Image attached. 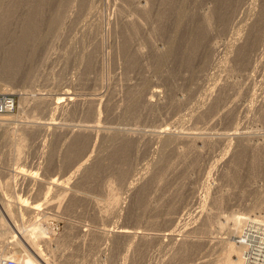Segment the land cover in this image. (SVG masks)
Returning <instances> with one entry per match:
<instances>
[{
	"label": "rangeland",
	"instance_id": "1",
	"mask_svg": "<svg viewBox=\"0 0 264 264\" xmlns=\"http://www.w3.org/2000/svg\"><path fill=\"white\" fill-rule=\"evenodd\" d=\"M93 1H94V4L97 5L96 7L98 9V10L96 9L95 11H99L98 14L97 13L94 14L93 18L94 17L97 18V19H95V18L94 19L99 22V24H98L100 26L99 31L101 30L99 32V34L101 33V35H98V32H97L99 41H102L101 46H103V47H101L102 50L100 52V55L103 56V54H104V56H105L104 58L103 57L99 58L98 65H101L103 62H105V64L108 62L107 63L108 68L104 63L103 64L106 67H104V66L102 67V70L105 71L103 73V75L105 74L104 75V77H105L104 78V84H103L104 86L103 87L97 86L96 90H95V87H92V86H90V89H89L88 84L85 86L75 85V84H77L75 81L80 76L79 74H77L78 68L76 67V65L71 63V65H72L71 66V65H69L70 63H66L67 64L66 67H68V68L64 67L66 64L63 65L62 59L60 58L61 61H60V59L58 60V57L56 58V55L54 57V55L52 53L53 50L49 51V50L44 49V48H42L40 51L41 57L44 54V52H46L45 53L46 56L50 52L49 56L50 55L51 56L50 57L47 56V57H49V59H51V60L48 59L47 60L48 63L44 62L42 64V67L40 68V70H42V71H40L37 76H36V74H37L36 73L34 78L31 80L29 75L27 76V74L25 72H23V65L25 64L24 59L21 58L20 54L16 53V55H17L16 56L15 54H12V53L18 49H22L24 52V55L22 57H27V53L29 52V47H30L27 39L29 38V40H30V38L33 36V34H36L37 32L39 34V32L41 30L39 28L43 27V23L44 22L46 23V20H45V18H43L39 15V13H38L39 7L26 6L27 8L21 9L20 6L17 5V2H15V0H14V2H11L10 4H8V6H6L2 10V12H0V14H1L0 19H1V17L3 19L2 23H0V43H1L0 44V49H1L0 50V102L5 97L9 98V100L11 102L10 107H5L3 105V107L0 108V114L4 113L5 114L4 116L9 117V119H11V120L8 119L5 121L6 124L4 125L3 129L1 127L2 131L7 130L8 132L9 131L14 132L15 130H18L14 133V134H18L21 131L19 129H15V127L18 128V126H19L18 124L24 123L25 120H27V119L28 120L33 119V118H31V116L33 117L34 113L36 114V116L34 115L35 117H37V115L39 116V114H40L39 112H37V111L32 112L29 108H26V107H24V108H26V111H27V109H29V111H27V114H23L25 109L23 111L22 107L24 105H23V103L19 102V100H20L19 95L21 92H24V91L31 92L30 93L31 97L33 95L42 94L46 97L48 96L49 98H51V97L53 98V96L54 97L57 96V94L60 92V90L62 88H69L70 86L71 87L74 86V88L72 87V89H73V91H75V94H77L76 97L79 98V100L83 101L85 98L93 96V94H95V96L97 98L101 99V103L99 104L101 106L100 107L101 114H103V116L108 115V117H106V119L103 121L104 126L105 125H111V126H116L118 128H123L126 130H135V128L136 129L138 128L141 131L145 130L144 132H149L152 128L154 129L158 125L165 124V123H167L169 125L173 124V122H176L182 115L189 113L188 108L192 104H194V102L196 100L204 97V94L202 95V93L203 92L206 93V90H208L209 87L211 88L212 86L217 85L218 83L222 84V82H223L222 80H223L224 76H226L225 75L226 70L224 68L216 69V68H214V66L209 67L207 65L208 68H207V70L204 71V73H202L201 75L199 73L200 76L197 74H194V76L192 77L193 80L190 79L188 81H186V80L181 81L180 80V76L182 74L188 76V73L187 72L185 73L184 72L185 68L181 67L179 65L178 66H169V63H166L163 65L162 71H160V72H155L151 68H149L153 62V54H150V52H151L150 51V45H155L157 47H161L163 42L165 41L164 37L162 35L165 34V31L168 32L174 28V26H173V14L174 13L172 12V10L174 11V9H172V5L176 4V1L179 2V0H162L161 3H160V1L159 2L156 1V2H154V4L152 3L153 6H151L150 1L148 0V4H149V6H151V8H150L151 13L147 14V15H141V14L139 15L138 12H136L133 8L129 7L128 2L126 0H122V1L121 0H118V1L108 0V5L106 4L107 0H93ZM113 1H114V3H113ZM140 1L144 2V0H140ZM151 1H153V0H151ZM242 1L246 2L247 0H236V1L235 0H196V3H195V0H187V1H185V3L183 5H184V8H186V9H190L193 7L192 9H194L193 10L194 15L191 18L192 20H196V18H194V17H196V13H195L196 11H205L206 8H211L212 9L211 15H212V17H215L212 19V22L214 20H216V18L218 17L217 20L213 22V25L216 23L215 24L216 26L214 25L215 29H217V30L219 29V31L216 32L218 34L215 33L216 34L215 37L217 36L216 39L219 42L220 41L222 42V41H226V39L227 40L229 39L228 35L230 34V30H231L230 25L235 24L236 19L239 18L240 15L243 14V16H244V12H243L244 7L242 5V4H244V2H242ZM95 2H97V3H95ZM111 2L113 4H115L114 5L115 7H116L117 3H119V2L124 3L123 4L124 7L122 10V11H124V16L127 15L128 17H130V16L135 14L139 19L138 21H139L140 25H142L141 26L142 29H145L144 35L142 37L139 36L138 33H137L138 35L135 36L136 39L133 36L135 45H139L140 47H142V49L146 48L145 50H143L144 54H146L144 56V58L139 59V60L136 59L135 62H137L138 64H139V62L144 64L145 67L149 68V72L144 73L141 69L136 68V67L134 68V70H129V68H131V67L127 68V66H125L126 69H124L122 67V66H124L122 63L123 62V55L121 54L122 53V51H121L122 40H121V36L116 33L120 29L121 25L117 24V23H121L120 20H121L122 16H120V13L118 12V10H116L117 8L112 6L113 4ZM156 4H157V6L155 7ZM98 6H99V8H98ZM127 7H129V10L131 9V11L126 10V9H128ZM154 10H156V11H154ZM213 11L215 12V14H214L215 16L213 15V13H214ZM20 12H22V13H20ZM96 14H97V17L95 16ZM218 15H220V16H218ZM144 16H146V17H144ZM222 18H224V19H222ZM221 19H222V23H220ZM18 20L20 23H17ZM28 20L29 21L34 20L36 22V27H34L32 29V31H33L32 35H30L29 37L28 36L24 37V32L30 28L29 27L30 24H29ZM233 20H235V21L233 22ZM217 21H218V23H217ZM148 22H150V24ZM187 23H190V20L187 21ZM114 24H116V25H114ZM191 24L194 25L195 23L192 21ZM76 25H77L76 23L71 24V26L68 25L70 28H67L66 30L70 35H71V33H73L72 35H74V34L79 35V33H80L79 30H81L82 26L78 25L77 26L78 28H77ZM17 26L20 28V30H17V28H18ZM38 26H39V28H37ZM114 26H117L116 30H115ZM185 26L181 27V29L179 30V33L181 32L180 34H182L181 35V38H183L182 40L187 39L186 37L188 35V30L191 29L190 27H188V25H185ZM165 27H166V29H165ZM228 27H230L229 28L230 30L228 29ZM224 28H225V30H224ZM227 29L229 30V32ZM4 30H5V32H4ZM76 30L78 31V33ZM114 30H115V32H114ZM72 31H76V32L74 33ZM141 31L139 33H141ZM113 32L116 34V35L114 34V36L116 38L113 36ZM148 33H149V35H148ZM2 34H4V35L2 36ZM13 35H16V36H14V38H12ZM107 35H109V36H107ZM157 35H159V36H157ZM112 36H113V38H112ZM149 36H150V38H149ZM100 37H102V38H100ZM12 39H13V41H10ZM96 40H98V39L96 38ZM59 41L60 42L56 41L58 43V45L56 43L57 47L55 45V48H58V49L55 51H58L61 48L62 40L59 39ZM152 41H154V43ZM30 44H32V43H30ZM223 46H224V44L220 46V50H222L224 48ZM34 47H36V45ZM34 50L35 51L37 50V53H38L37 47ZM106 50H108V52ZM103 52H105V53H103ZM146 52H148V53H146ZM257 54H258L257 55L258 57L255 56V58L257 60L260 59V63L261 62L264 63V54L261 55L260 51H258ZM41 57L39 58V61L41 60ZM8 58H9V60H8ZM52 58H53V61H52ZM105 58H106V60H105ZM107 59H108V61H107ZM121 59H122V62H121ZM15 60H18V61H15ZM8 61H10V63ZM55 61H59V62H57L58 64ZM117 61H119V63ZM16 62H17V64H16ZM8 63L11 65L8 66L9 65ZM180 63L183 64L184 62H180ZM6 64H7V66L5 67ZM47 64L49 65L48 66L49 68L47 67ZM50 64L52 65V67H50L51 66ZM229 64H231V63H227L228 66H229ZM12 65H13V67H11ZM18 65H20V66L18 67ZM15 66L17 68H15ZM43 66H44V68H43ZM236 66L237 67L235 68L234 72H232V74L230 75L231 80H233V79L236 80L237 77H238L237 79L240 80V77L237 76V75L242 73L240 70H242L244 72H245V70H248L247 71L248 73L247 72L246 73L249 74L250 72H252V75H249L247 82H246V78H243V79L241 78L240 83H238L239 85L237 84V86H239L238 89H237V86H235L234 88L232 87V90H231V88L230 89L226 88V90L223 94V97L216 99V104L220 108L225 106V105L231 106L232 104L237 102L236 103L237 106L235 107V109H233V112L230 115V117L229 116L228 117H222L221 113H217V115L214 114L212 116V113H210V112L206 113L205 112L202 115L203 120H202V117H199L200 119H198V120H194V119L190 118L191 120H193V122L195 121L194 124H189V123H192L190 121L189 117H188L189 121L186 119V120H184V122H181L183 125H185V126H183L180 123L179 126L183 127L182 130L187 131L189 129L188 132L191 130L194 132V130L196 131V128L199 127L200 129L205 128L207 131L211 130V132H213V133H219V132L222 133V132H224V130L228 131L229 129H233L234 127H238V123H239V127H241L244 131H247V132L252 131L255 133V135L257 137H260L261 135L264 134V120H263L264 111H263L262 115H260L261 112L256 113L257 116L255 114L256 111L251 112L253 115V118H252V115L249 114L250 112L246 113L243 110L244 106L247 105L246 103L249 104V102L253 98L256 100L254 101V99H253L252 101H254L256 103L259 102L258 103L259 105L257 104L258 106L264 107L263 106L264 105V103H263V100H264L263 94L264 93H261V92H264V85H262V84H264V79H263L264 77L261 78L260 74L258 75L254 71H250V68L247 65L244 67H243V65H236ZM263 66H264V64H263ZM59 67H61V68H59ZM63 67L66 69L62 70ZM74 67H76L77 69L76 68L74 69ZM118 67H120V68H118ZM4 68H7V69L4 70ZM8 68H9V70H8ZM14 68L16 69V71L14 70ZM10 69H12V70H10ZM43 69H45V70H43ZM220 69L223 72H221ZM49 70L50 71L52 70L51 72L53 74ZM55 71H56V73H55ZM60 71H61V74L58 73ZM112 71L114 74L111 73ZM262 71L264 72V68H262ZM48 72L50 73V75L48 74ZM57 74L60 76H58ZM107 74L113 75L112 77H110L111 79L108 76H106ZM123 74L127 75V78L130 77L128 79L129 82L131 84H134V87L132 88L133 93H135L134 92L135 89H137V90L140 89L139 94L140 95L143 94V89H144L143 86L146 85L147 83H149L148 81L151 79V81L153 80V81L160 84V86L162 88L161 97L163 98L162 99L163 101L165 100V102H168L170 100L169 99L170 97L171 98L172 97H174V98L184 97L186 101L181 106L166 104V105H164V107H161V108L158 107L155 110H151L152 113L151 112H142L141 108L140 109L139 108H135V109L129 108L123 114V116L125 117L124 119H123V117H121V115H118L119 117L116 115L119 119H117L116 116L113 118L109 117V114H107V113H109L111 111H114L115 114H117V113L121 114L122 108H120V107L121 106L123 107V104H125V103H123V100H125V102H127V99H126L127 96L126 95H128L130 92L129 93L124 92V91L117 92V94L115 96L116 98L113 99L110 97V95H108L109 89H107L106 83L110 82L109 84L118 85L117 84L118 79H119L118 75L121 77ZM203 74H205L204 78H202ZM92 75L90 77H93ZM250 76H251V78H250ZM263 76H264V73H263ZM108 79H109V81H108ZM244 79H245V81H244L245 83L243 82ZM261 79L263 80L262 84H261ZM241 81L245 85H243L241 83ZM148 85L151 86V84H148ZM247 85L249 86L250 90L247 91V93H245L246 92L245 90H248L246 87ZM240 86H241V88H240ZM147 87L144 89V92L147 91L146 90ZM163 89H164V92H163ZM235 89H236V92L234 91ZM240 89L242 92L237 91ZM167 92H168V94H167ZM169 92H170V94H169ZM237 92H240L241 94L239 93V96H238ZM254 92L255 93L257 92L256 94H258V96H257L258 98L260 97L258 100H257L256 94ZM118 93H119V95H118ZM124 93H127V94L124 95ZM252 94L254 96L250 97V96H252ZM261 94H262V96H261ZM171 95H173V96H171ZM124 96H126V97H124ZM249 97L252 99H250ZM110 98L113 102L114 101L115 102L113 103L110 100ZM122 98H124V99H122ZM204 98H205V100L203 98L202 99L204 101L208 102L206 100L208 98L206 96ZM238 98H240V99L237 101ZM248 98H249V100H248ZM209 99H211V98H209ZM105 101H107V102H105ZM108 101H110V102L108 103ZM229 101H231V102H229ZM240 101L242 103H240ZM246 101H249V102H246ZM260 101H262V103ZM121 102L123 104L119 107ZM105 103H108V107L105 108L107 110V112H105V109L101 105V104L104 105ZM190 103H192V104H190ZM185 104L187 106H185ZM240 104L243 106H241ZM66 107H67V109L63 108V112H62V110H56L55 112L48 113L47 115L46 114H40L41 117L39 116L40 118H36V119H41L43 117L44 123H55L57 125L68 124L70 126L73 125V127L82 125V123H84V125H85L91 121V118H92L91 115L92 114H90L89 111L92 110V108L90 110L87 109L88 107L86 106V104L84 105V103H82L78 107L74 108V110H72L73 108H71V107H69V108H68V106H66ZM205 107L206 106H204V108ZM239 109H241V110H239ZM28 113H30L29 115H31V116H29ZM27 115L29 116V118L27 117ZM246 115H248L249 119L246 117ZM249 115H251V118ZM23 117L24 118L26 117L27 119L25 118V120L23 119L24 121H22ZM212 117H214V118H212ZM216 117H218V118H216ZM132 118H136V119L132 120ZM211 118H212V120H211ZM260 118H261V120H260ZM218 119H219V121H218ZM8 121H9V123H8ZM87 121H88V123H86ZM240 123H241V125H240ZM190 128H191V130H190ZM13 129H14V131H13ZM40 132H39V134L43 135V133H40ZM45 134L43 135V137L46 139L47 134L46 135ZM40 135L38 137V134H37L36 135L37 138L35 136V139H40V138L42 139L43 137H41ZM16 136H18V135H16ZM3 137H4L3 133L0 132V179H1L0 185H1V189L3 190V193L5 194V197L7 196L8 200L13 199L14 201H16L18 197H19V199L21 198V200L27 199V202L30 204L43 202L42 198H40L41 196L36 194V187H33V186L27 184L26 182L22 181L21 179L19 181L18 176H17V179H15V180H17V182L11 178L12 184L6 185L5 180L10 178L8 170L10 168H17L18 169L19 167H21L22 169H26V170H36V171H38L37 174L42 179H47L50 176L51 177H59L63 174L66 175L69 168L67 169L64 166H62V162L67 155V154H65L66 151L69 154L70 150H72L74 147H76V144L72 145L73 148L70 145H68L67 147H64L63 149H62L63 146L60 148L59 146L63 145L62 141L66 140V139H64V134L60 135V134L56 133V134H54V138H53L54 140L52 142L53 143L52 145H54V146L50 147L52 149L48 148L47 149L48 152L46 151L47 154L45 155V154H42V151L40 148L41 146L36 145L35 141H37V140L31 141L29 139V137H25L28 140L26 143V139H25V143L27 146H24V148H26V149H24V151L22 149V151L19 154L20 157H16V156H14L15 154H13L15 152L13 151V148H11L12 146L10 147V144H9L10 142L7 141V138H3ZM259 140L261 141V138H259ZM30 142H33V143H30ZM147 143L149 145H147ZM147 143H144V145H141V146L139 145L138 148H142V149L144 148V149L143 150L142 149L137 150L136 154H134L135 156L134 155H129L131 157L128 156L129 158H131V159L128 158V163L131 165L130 169L133 168V170H134L133 171L131 169L133 171V174L135 173L137 175L136 171H141L142 173L143 172L146 173L147 170L144 169L143 166L144 165L147 166L148 164L152 166V163H151L153 161L152 158L153 159L157 158L158 154L155 151V149L157 148V144L155 145L152 143L153 145L150 148V143L149 142H147ZM79 144H84V143L81 141V143H79ZM30 145H31V147H30ZM66 145H67V143H66ZM228 145H227V147L226 146L225 147L228 148L229 147ZM232 145H233V142L230 145L231 148H232ZM221 147L222 148L224 147L223 144L213 143L210 145V147L204 148L202 151V154L198 155V156L186 154L185 157L181 158V159L174 156L173 157L174 160L172 159V156H171L172 160H171L170 164H168V166H166L167 162L165 161V166L162 168L163 170L158 169V172H157V170L154 172H152L153 170L152 171L150 170L149 172H151V173H149L147 171L148 172V173H146L147 175L151 174L153 179L155 177L156 180L154 179V183L152 181L153 179L151 180L152 183L150 182L151 177L150 178L148 177L149 180H147L148 178L146 177L147 179L145 178L144 181L148 186L145 184L144 187L146 186L148 188L146 189V187H145L146 190H144L143 189L144 187H143V188H141V190H143V192L138 190V191L134 192L135 194H133V195L131 194L129 196H126L125 193L123 192V190L121 189V187H119V183H118L119 181L118 180L120 178V181L122 182L124 178L126 179L129 177L131 179V174L127 175V172L126 173L124 172L126 174L125 175V174H123V171H122V173L119 176V172H116V173H118V176H119V178L116 179L117 174L114 172L115 168L113 167L114 166L113 164L115 163L114 161L121 160V159H118V158H120V157H118V156H120V154L118 153V151L117 152L116 151H108L106 154L107 156L105 155L106 158L104 157L106 160H107V157L108 158L110 157V159H108L109 162L111 160L110 165L108 162H107V164L105 163L106 165L104 164L105 166L108 165L110 167V168H107L108 170L105 168V166H103L104 168H102L100 170L101 172L96 174L95 178H93V176L95 174L92 175V177H91V175H88L90 177L85 176L86 178L82 177L81 178L82 180L79 179L78 183H75L76 185L74 183L72 185V183H71L72 188H71L70 184L69 185L67 184L68 185L67 187L70 188L71 190L75 189V187L78 188L77 190H73V192L76 191V192H74L76 196L72 200H69L68 202H66L65 197H67V195L66 196L64 195V202H63V199H61L62 206L59 209H55V208L51 209L50 208V210H49L46 208V205L43 204L41 206L42 212L37 213L36 216L33 215V217H31L32 216L31 214L30 215L25 214L22 216V219L25 220L26 224H32V225H30V227L28 229L33 227V222H36V221L42 222V224L45 228V230H44L45 232L43 234H44V237H46V238H44L43 236L42 237L37 236L38 240L36 238H35V240H37L39 248H41L43 253L47 254L46 257H48L50 259L51 263H53V264H164V261L165 262L167 261L166 258L169 259V255L171 253H174V255L177 253V255H175L174 258L171 257L170 258L171 260H169V262H167L165 264H199V262L201 264L202 260H203L202 264H204V263L205 264H221L220 257L222 255L223 251L221 249H219V246L215 245L214 241L218 237L225 238L224 235H226L225 232L227 230V229H225V227L228 226L229 223L231 224V222L234 218L244 216V217H248L250 220H254L255 221L254 225L245 226L249 230L248 233L251 234L250 235L251 243L253 242L252 244L257 245V242H260V241L264 242V155H263L264 152H260V154H258V153L254 154L253 155L254 157L253 156L249 157L250 154L245 155L243 153H239L238 156L230 158L229 153H227L226 155H222L220 153L221 151L223 153L225 152L223 149H221ZM69 148H71V149H69ZM8 149H10L11 151ZM64 149H66V150H64ZM112 152H116V154L112 153ZM111 154L114 158L116 156V158L114 159V158H112V156H109ZM222 156H223V158H222ZM242 156H244L246 159L244 157L242 158ZM219 157H220V159H219ZM228 157L230 159L228 161H226L228 159ZM167 159H169V157ZM215 160H217V161H215ZM242 160H243V162H242ZM227 162H228V164H227ZM246 163H248V164H246ZM213 165H214V167H212ZM140 166L143 169H141ZM165 167L166 168L168 167V169H164ZM127 169L129 171V168H127ZM102 170H104L105 173H107L108 171H110V172L113 171L112 172L113 173L112 179L116 180V181H114L115 182L114 185H115L117 190L119 189L118 191L121 194L120 196H121L122 200H124L122 203L123 207H120L119 210L113 211L111 209L112 207H110V208H94L93 209L92 205L89 203V200H88L89 198L95 197L97 199L98 196L100 198L99 201H101V199L105 201L104 198H106V195H105L106 193L104 190H102L103 188H101V186L99 184L101 182V179L103 178L102 175L104 172ZM159 170H162V171H159ZM96 172H98V171H96ZM114 173L116 174V177H113L115 175ZM155 173H157V174H155ZM136 175L134 176L135 178L133 177L134 179H136ZM151 175H149V176H151ZM91 178L96 181V182L95 181H93V182L96 183L97 186H96V184H94L92 182ZM129 178L127 180H130ZM158 178H161L160 182H162V181L163 182L158 183L159 182V181L157 182V180H159ZM96 179L99 180V182H97ZM157 183L160 184L161 188H160V186H158ZM78 184L80 186H78ZM154 184H157L156 190L153 189ZM98 185H99V187H98ZM140 186H143V184H141ZM161 189H163V190H161ZM222 189H224V190H222ZM151 190H154L155 193H153L154 191L152 192ZM157 190L160 192H158ZM149 191H151L150 194L152 196H150V194L148 193ZM164 191L166 192V194ZM175 191L179 192V197H178V201H177L178 203L172 202V203H167V204H165V203L160 204V202L157 201L158 204H153L155 206L151 205L152 208L150 207V204H148V203H153V200H156L157 197L160 196V194H158V193H161V195H162L163 192H164V194L162 196H164L165 199L167 197H169V198H171V201L172 200L175 201L173 199V197L175 195ZM224 191H225V193H224ZM85 193L93 194V195H91L92 196L91 197L90 195H87ZM145 193H146V196H145ZM206 193L208 194V196H206L205 201H204V198H201V197H204L206 195ZM155 194H156V196H155ZM62 196L63 195H61V196L57 195V197L54 196V198H52V201L56 202V201H58L57 199H60V197L62 198ZM12 197H15V198H12ZM197 198L203 199V201L202 200L197 201L196 200ZM54 199H56V201ZM13 200L8 202L9 205L11 204V202ZM104 201H102V202H104ZM145 202L147 204H145ZM154 202H156V201H154ZM102 204L103 203H101V205ZM13 205L14 204L12 203V205H11L12 207L10 206L11 208H13L12 214L30 213L27 210L25 211V209L22 206L20 207L19 205L18 206L15 205L13 207ZM2 206L3 205H1V201H0V223L5 222V220L3 219V216H2V215H5L3 210H2ZM103 206H105V205H103ZM175 206H177L178 208H176ZM201 210L206 211L209 214V216L205 219H203L202 217H199L197 215V212H199ZM172 211L175 213H173ZM169 213L172 215H168ZM173 214H174V216L176 215L175 216L176 221H175V224H172V223L171 224L173 226L174 225L180 226V228L177 226H175V228H173V226L171 224L169 226L168 222L167 221L165 222L164 216H167V217L173 216ZM218 222L223 225V227H221L222 229H219L217 226H215ZM208 223H210V225L212 224L211 227H213L211 231L209 230V232H207L206 229L204 228V226H206ZM17 224H19V223L17 222ZM181 225L185 226V227L183 226L184 230H189L190 232L184 233L185 231L183 232V230L181 231V233L177 232L178 229L181 230V227H182ZM186 226H187V228H186ZM15 227L16 228H12V227L10 228L9 226H7V230H8L7 233L8 234L6 233L5 235H3L2 233H0V249L3 248L5 245L3 242V239L6 237L4 239L6 241L7 236H10L9 233H12L11 229L13 231H15V229H16V231L14 232L15 233L14 235H16L17 241L21 242V244H23L22 240L24 239V235L21 233V231L19 229H17L16 225H15ZM167 227H171L173 229H176L175 232H176V234L179 235L178 238H180L181 235L183 236V238L182 237L180 238L181 240L184 239V241L185 240L186 241L191 240V241L196 242L199 239H203L205 245L200 246L198 243V246H196L195 244H192V242H185V243L181 242V244H185V245H182L181 247H179L176 245L173 246V244L170 242L169 243L172 246L171 245L168 246V242H166L165 244H167L168 247H166V245L164 244L165 246L163 245L162 250L159 251L157 248V246H158L157 243H156V245H154L155 241L152 242V241H150V239H143V238H140L138 236H136V237H130V236H125V235L122 236V235L116 234L115 232L113 233V231H115L117 229L118 230L126 229L129 231L131 230V231L140 232L142 234L153 235L154 233L160 232L161 230H163ZM0 228H1V226H0ZM217 228L219 230H217ZM103 230H109V231L111 230V231H110V233H106V235H102L103 233L101 231H103ZM245 230H246V228H245ZM32 231H34V230H32ZM212 233L214 234V236L212 235ZM223 233H224V235H223ZM58 236H59V238H58ZM54 238H56V239L58 238V239L56 240ZM209 238H210V240L212 239L211 242H210ZM208 241H209V243H208ZM263 247H264V244H263ZM169 248H170V250H169ZM178 249H179V251H178ZM261 250L263 252L264 248ZM262 252L257 251L255 253L257 255H255V256L253 255L254 257L252 255L244 256L245 260H244L243 264H260V263L264 264V257H263L264 254ZM200 256H201V258H200ZM203 258L206 260H204ZM200 259H202V260H200ZM162 260H164V261H162ZM33 264H35V263H33Z\"/></svg>",
	"mask_w": 264,
	"mask_h": 264
},
{
	"label": "bare ground",
	"instance_id": "2",
	"mask_svg": "<svg viewBox=\"0 0 264 264\" xmlns=\"http://www.w3.org/2000/svg\"><path fill=\"white\" fill-rule=\"evenodd\" d=\"M114 1H113V3H114ZM116 1H118V0H116ZM126 1L128 2L129 7L133 8L136 12L139 13V15L140 14L141 15H147V14L151 13L150 8H151V6H153L152 3L154 4V2H156V1L157 2L160 1V3H161L162 0H153V1L149 0L151 3V6H149L148 0H146V1L144 0V2H141L140 0H126ZM185 1H187V0H179V2L176 1V4L172 5V9H174V11L172 10V12L174 13L173 14V26H174V28L173 29L171 28L172 30H170L168 32L165 31V34L162 35L164 37V40H165L164 42L162 41L163 44L160 42L162 44V46L160 45L162 48L157 47L155 45H150V51H151L150 54H153V62L149 68H151L155 72H160V71H162L163 65L166 63H169V66H178L179 65L181 67H184L185 68L184 72L185 73L187 72L188 76L182 74L180 76L181 81H185V80L188 81L190 79L193 80L192 77L194 76V74L199 75V73H200V75H201L202 73H204L205 70H207V68H208L207 65L209 67L214 66V68H216V69L224 68L226 70L225 71L226 76H224V78L222 80L223 81L222 84L218 83L219 85L217 84V85L212 86L211 88L209 87L208 90H206V93H204V92L202 93V95L204 94V97L206 96L208 98V99H206L208 102L204 101L205 98L201 96L204 100L202 98H199L198 100H196L194 102V104L190 103L192 105L188 108L189 113L182 115L176 122H173V124H171V125H169L167 123L161 124V125L156 126V128H154V129L152 128L149 132H144L145 130L141 131L138 128L137 129L135 128V130H126V129L118 128L116 126H111V125H105L104 126L103 121L106 119V117H108V115L103 116V114H101V110H100L101 106L99 105L101 103V99L97 98L95 96V94H93V96L87 97L83 101L79 100V98L76 97L77 94H75V91H73V89H72V87L74 88V86H72V87L70 86L71 88L70 87L69 88H62L60 90V92L57 94V96H55V97L53 96V98L52 97L49 98L48 96L46 97L42 94L33 95L31 97V94H30L31 92H27V91L21 92L20 93L21 96L19 95V98L21 101L19 100V102L23 103V105H24L22 107L23 111L25 109L23 114H27V111H29V109H30L32 112L37 111L40 114H46L47 115L48 113L55 112L56 110H62V112H63V108L67 109L66 106H68V108L71 107V108H73L72 110H74V108H76L79 105H81L82 103H84V105L86 104V106L88 107L87 109L90 110L92 108V110L89 111L90 114H92L91 115L92 118H91V121L89 120L90 121L89 123H88V121L86 122L88 124L84 125V123H82V125H79L76 127L74 126L75 127L74 128L72 124H71L72 126H70L68 124L57 125L55 123H44L43 117L41 119H36V118L41 117L40 114H39L40 117L38 115H37V117H35L36 114L34 113L35 116L32 114L33 115V117H32L31 115H29L30 113H28V115L31 116V118H33V119L28 120L25 117L27 119V120H25V118L23 117L22 121L25 120V122L22 124H18L19 125L18 128L15 127V129L21 130L19 132L20 134L19 133L14 134L18 130L14 131V129H13L14 132H12V131L8 132L7 130L6 131L1 130V127L3 129L4 125L6 124L5 121L8 120L9 117L4 116L5 115L4 113L0 114V116H1L0 117V132L3 133V136H4L3 138H7V141L10 142L9 143L10 147L12 146L11 148H13V151L15 152V153H13V152L12 153L15 154L14 156H16V157H20L19 154L22 151V149H23V151H24V149H26V148H24V146H27L26 143L28 140L25 137H29V139L31 141L37 140V141H35L36 145L41 146L40 148H41L42 154H45V155L48 152L47 149L50 148L51 146H54V145H52L53 144L52 142L54 140L53 139L54 134H56V133H58L60 135L64 134V139H66V140L62 141L63 145H60L59 146L60 148L63 146L62 147V149H63L64 147H67L68 145H70L73 148L72 145L76 144V147H74L72 150H70L69 154L67 153V151H66V153L64 152L67 155L62 162V166H64L67 169L69 168L66 175L63 174L59 177H51L50 176L47 179H42L39 177V175L37 174L38 171H36V170H26V169H22L21 167H19L18 169L17 168H10L8 170L10 178L5 180L6 185L12 184L11 178L13 180H15V179H17V176H18L19 181L21 179L22 181L26 182L27 184H29L33 187H36V194L41 196L40 198H42L43 202L30 204L27 202V199L21 200V198L19 199V197H18L16 201L11 199L13 201L9 205L8 202L11 200H8L7 196L5 197V194L3 193V190L1 189V185H0V201H1V205H3L2 210L5 214V215H2L5 222L0 223V226H1L0 233L5 235L8 231L7 226H9L10 228L11 227L16 228L15 227V225H16L17 229H19L21 231V233L24 235V239L22 240L23 244H21V242L17 241L16 235H14L15 234L14 232L16 231V229H15V231H13L11 229L12 233H9L10 236H7L6 241L4 240L6 237L3 239V242L5 245L3 248L0 249V255L2 257H4V258L9 257V258L15 259V260L20 261V262L23 261V262L28 263V264H33V263H35V264H53V263H51L50 259L48 257H46L47 254L43 253L41 248H39L38 243H37V240H38L37 236L38 237L39 236L44 237L43 233L45 232L44 231L45 228H44L42 222L41 221L40 222H37V221L33 222V227L28 229L30 227V225H32V224H26L25 220L22 219V216L25 214H29V215L31 214L32 215L31 217H33V215L36 216L37 213L42 212L41 206L43 204L46 205V208L49 210H50V208L51 209L52 208L59 209L62 206L61 199H63V202H64V195L65 196L67 195V197H65L66 202H68L69 200H72L76 196L74 193L76 191L73 192V190H77L78 188L75 187V189L71 190L67 186L69 184L71 186V183H72V185H73V183L74 184L78 183L79 179H81L82 177L88 176V175H91V177H92V175L95 174L93 176V178H95L96 174L101 172L100 170L102 168H104L103 166H105L107 164V162L109 163V165L111 164V160H110V162L108 160V159H110V157L109 158L107 157V160L105 159L108 151H116V152L118 151V153L120 154V156H118L119 154L117 155L118 157H120L118 159H121V160H118L119 162L114 161L115 163L117 162L115 164L112 161L114 163L113 167L115 168L114 172L115 173L119 172V176L122 173V171H123V174H125L126 172H127V175L131 174V179L127 176L130 180H127L128 178H126V179L124 178L125 180L123 179L122 182L120 181L118 173H116L117 177H116L115 173H114L115 175L113 176V177H116V179L119 178V180H118L119 181L118 182L119 187H121V189L123 190V192L125 193L126 196H129L131 194L133 195V194H135L134 192H136L138 190L143 192V190H141V188H143L144 185L146 184L144 179L146 177L147 178L151 177L150 182L153 179L151 174H149L151 176L146 174L150 170L151 171L153 170L152 172L157 170V172H158V169H162L165 166V161L167 162L166 166H168V164H170V162L174 156L181 159V158H184L186 154L197 155V156L201 155L203 149L210 147V145L213 143L223 144L224 147L225 146L227 147V145L229 144L228 148L225 147L226 149L224 147L223 148L221 147V149H223L225 152L223 153L221 151L220 153L222 155H226L227 153H229L230 158L238 156L239 153H243L245 155L250 154L249 157H252L254 154H257V153L260 154V152H264V134L261 135L260 137H257L255 135V133L252 131H248V132L244 131L241 127H239V123H238V127H234L233 129H229L228 131L224 130V132H222V133H220V132L219 133H213V132H211V130L207 131L204 128L206 130L205 131L204 129H200L199 127L196 128V131L194 130V132L190 128V130L192 132L191 131L188 132L189 129L187 131L186 130L184 131V130H182L183 127L179 126L181 122H184V120H186V119L188 120V117H189V119L191 118L194 120H198V119H200L199 117H202V120H203L202 115L205 112L206 113H209V112L212 113V116L214 114L217 115V113H221L222 117H228V116L230 117V115L233 112V109H235V107L237 106L236 105L237 102H235L231 106L224 104L225 106L220 108L216 104V99L223 97V94H224L226 88H229V89L231 88V90H232V87L234 88L235 86H237L238 83H240L241 78L242 79L246 78V82H247L249 75H252V72H250L251 74L250 73L247 74L248 70H245V72L240 70L242 73L237 75L240 77V80L237 79L238 77L236 78V80L235 79L231 80L230 75L232 74V72H234L235 68L237 67L236 65H243V67L247 65L250 68V71H254L258 75L260 74L261 78L264 77L263 76L264 72L262 71V68H264V66H263L264 63L263 62L260 63V59L258 58L259 60H257L255 58V56L258 55L257 54L258 51L261 52V55L264 54V6H263L264 0H247L248 2L242 1V2H244V4H242L244 7V10H243L244 16L242 14L239 16V18L236 19V21L233 20V22L235 21V24L230 25L231 28L228 27V29L229 28L231 29V30L229 29L230 30V34L228 35L229 39L228 40L226 39V41H222V42L221 41L219 42L216 39L217 36L215 37V35L218 34L216 32L219 31V29L218 30L215 29L214 25L216 23L213 25V22L216 21L218 17L216 18V20H214L212 22V19L215 18V17H212V15H211L212 9L206 8L207 10L205 9V11H196L195 12L196 17H194V18H196V20H192L191 18L194 15V11H193L194 9H192L193 7L190 9L184 8L183 4L185 3ZM11 2H14V0H0V12H2V10L6 6H8V4H10ZM15 2H17V5L20 6L21 9L27 8L26 6L39 7L38 8L39 15L41 17L45 18V20H46V23L43 21L44 23H43L42 28H39V26L37 27V28L41 29L40 32L42 34L40 32H39V34H38V32L36 34H33L32 29L34 27H36V22L34 20H30V21L28 20V22L30 24L29 25L30 28L24 32V37H27V36L29 37L32 34H33V36L30 38V40H29V38L27 39V41L29 42V46H30L29 52L27 53V57H22L24 55V52L22 49H18L12 53L15 55H16V53L20 54L21 58L24 59L25 64L23 65V72H25L27 74V76L29 75L31 80L34 78L36 73H37L36 74V76H37L38 73L40 71H42V70H40V68L42 67V64L44 62L46 63L47 60L49 59V57L51 56V55L49 56L50 52L47 55L49 57H47L45 54L46 52H44V54L41 57L40 51L42 48H44V49H47L49 51L53 50L52 53H53L54 57L56 55V58L58 57V60L61 58L63 61V63H62L63 65L66 63H70L69 65H71V63L76 65V67L78 68L77 74H79L80 76L75 81L77 83L75 85L85 86L88 84L89 89H90V86H92V87H95V90H96L97 86H100V87L104 86L103 84H104V78H105L104 75L105 74L103 75V73L105 71L102 70V67L104 66L105 62H103L104 64L102 63L101 65H98V63H99L98 60L100 57L104 58L105 56H104V54H103V56L100 55V52L102 50L101 47H103V46H101L102 41H99L98 35H101V33L99 34V32L101 30L99 31V28H100V26L98 25L99 22L97 20H95L97 18H95V17H94L95 19L93 18L94 14L95 13L98 14L99 11H95L97 9V7H96L97 5L94 4L93 0H15ZM95 3H97V2H95ZM195 3H196V0H195ZM106 4L108 5V0L106 1ZM123 4L124 3L119 2V3H117L116 7L114 6L115 4L112 5L115 8H117L116 10H118V12L120 13V16H122L121 20L118 18L121 21V23H117V24H120L121 26H120V29L116 32L117 34H119L121 36V40H122V42H121L122 53L121 54L123 55V62H122V59H121V62L124 65L122 67L124 69H126L125 66H127V68L131 67V68H129V70H134V68L136 67V68L141 69L144 73L149 72V68L145 67L144 64H142L141 62H139V64L137 62H135L136 59L139 60V59L144 58V56L146 54H144L143 50H145L146 48L142 49V47H140L139 45H135L133 36L135 39H136L135 36H137L138 34H139V36L142 37L144 35L145 29H142V27H141L142 25H140V23L138 21L139 20L138 17L135 14L132 15L133 14L132 12H131L132 14L130 13L132 16H130V17H128L127 15L124 16V11H122L123 7H124ZM156 6H157V4L155 5V7ZM129 7H127L128 9H126V10L131 11V9L129 10ZM98 8H99V6H98ZM154 11H156V10H154ZM20 13H22V12H20ZM97 14L95 15L96 17H97ZM214 14H215V12L213 13V15ZM0 16H1V14H0ZM218 16H220V15H218ZM144 17H146V16H144ZM224 18H222V19H224ZM222 19H221L220 23H222ZM189 20H190V23H187V21H189ZM2 21H3V19L1 17L0 23H2ZM192 21L195 23L194 25L191 24ZM150 22H148V23L150 24ZM17 23H20L19 20ZM74 23L77 24L76 27L78 25L82 26L81 30H79V32H80L79 35H76V34L72 35L73 33H71V35H70L66 30L67 28H70L68 25L71 26V24H74ZM217 23H218V21H217ZM114 25H116V24H114ZM185 25H188V27H190L191 29L188 30V35L186 37L187 39L182 40L183 39V38H181L182 34H180L181 32L179 33V30L181 29V27H183ZM116 27L117 26H114L115 30H116ZM18 28H17V30H20V28L19 29ZM165 29H166V27H165ZM115 30H114V32H115ZM224 30H225V28H224ZM229 30H228V32H229ZM76 31H72V32L75 33ZM140 31L142 34L139 33ZM4 32H5V30H4ZM97 32H98V35H97ZM114 32H113V36L115 34ZM77 33H78V31H77ZM3 35L4 34H2V36ZM148 35H149V33H148ZM14 36H16V35H13L12 38H14ZM107 36H109V35H107ZM113 36H112V38H113ZM157 36H159V35H157ZM96 38L98 40H96ZM100 38H102V37H100ZM149 38H150V36H149ZM59 39L62 40V45H61L60 50L55 51L58 49V48H55V45L57 42H60ZM10 41H13V39ZM152 42L154 43V41H152ZM30 43H32V44H30ZM223 44H224V46H223L224 48L222 50H220V46ZM35 45L38 48V53H37V50L36 51L34 50L36 48V47H34ZM57 45H58V43H57ZM57 45H56V47H57ZM106 51L108 52V50H106ZM103 53H105V52H103ZM146 53H148V52H146ZM40 57H41V60L39 61ZM61 59H60V61H61ZM8 60H9V58H8ZM49 60H51V59H49ZM105 60H106V58H105ZM15 61H18V60H15ZM52 61H53V58H52ZM107 61H108V59H107ZM119 61H117V62L119 63ZM8 62L10 63V61H8ZM55 62L57 63L59 61H55ZM180 62H184V63L181 64ZM107 63L105 64L106 66L108 65ZM227 63H231V64H229V66H228ZM16 64H17V62H16ZM10 65L11 64H9L8 66H10ZM6 66H7V64L5 65V67ZM16 66H15V68H17ZM19 66L20 65H18V67ZM48 66L49 65L47 64V67ZM66 66H67V64L64 67H66ZM106 66H104V67H106ZM11 67H13V65ZM50 67H52V65ZM61 67H59V68H61ZM64 67L62 68V70L68 68V67H66V68H64ZM76 67H74V69ZM15 68H14V70L16 71ZM43 68H44V66H43ZM107 68H108V66H107ZM118 68H120V67H118ZM5 69H7V68H4V70ZM45 69H43V70H45ZM221 69H220V71H221ZM8 70H9V68H8ZM10 70H12V69H10ZM221 72H223V71H221ZM55 73H56V71H55ZM58 73L61 74V71ZM111 73H113V71ZM48 74L50 75L49 72H48ZM90 74L93 77H90L91 76ZM123 75L121 77L118 75V77H119L118 83H117L118 85L109 84L110 82H107L105 80L107 82L106 83L107 89H109L108 95H110V97L113 99L116 98L115 96H116L117 92H122V91L127 92V93L130 92L128 95H126L127 93H124V95L127 96V97L124 96V97H126L127 102H125V100H123V103H125V104H123L122 102H121V104L119 103L120 105L118 104L119 107L123 104V107L122 106L120 107V108H122L121 114H118V113L115 114L114 111H111V112L107 113V114H109V117L113 118L116 115L117 116L121 115V117H123V119H124L125 117L123 116V114L129 108H132V109L133 108L134 109L135 108H139V109L141 108L142 112H151V110H155L158 107H160V108L164 107V105H166V104L181 106L186 101L184 97H179V98H177V97L171 98L170 97L169 98L170 100L168 99L169 100L168 102H165V100L163 101L162 100L163 98L161 97L162 88H161L160 84L153 81V80L151 81V79L148 81L149 83H147L144 86L142 85L144 89L147 86L149 87V88L147 87L146 92H144V89H143V94L140 95L139 94L140 89L137 90L134 88L135 93H133L132 88L134 87V84H131L129 82L128 79L130 77L127 78V75H124V76ZM58 76H60V75H58ZM106 76H108L110 78L113 75L107 74ZM204 76H205V74L202 75V78H204ZM250 78H251V76H250ZM108 81H109V79H108ZM244 81H245V79L243 80V82ZM262 81L263 80L261 79V84H262ZM241 83H242V81H241ZM244 83H242V84L245 85ZM148 84H151V86H149ZM248 85L246 86L248 90H245L246 91L245 93H247V91L250 90ZM262 85H264V84H262ZM238 88H239V86H237V89ZM240 88H241V86H240ZM234 91L236 92V89ZM237 91H241V89L237 90ZM163 92H164V89H163ZM237 93L236 94L239 96L240 92H237ZM261 93H264V92H261ZM167 94H168V92H167ZM169 94H170V92H169ZM118 95H119V93H118ZM171 96H173V95H171ZM253 96L254 95L252 94V96H250V97H253ZM257 96H258V94H256V97ZM261 96H262V94H261ZM263 96H264V94H263ZM111 98H110V100H111ZM209 98H211V99H209ZM249 98H248V100H249ZM259 98L257 97V100ZM122 99H124V98H122ZM239 99L240 98H238L237 101ZM250 99H252V98H250ZM252 100L250 102L246 101V102H249V104L246 103L247 105H245L244 108L242 107L243 110L246 113L250 112L249 114H251V115H252L251 112H253V111L254 112L256 111L255 114L261 112L260 115H262V113L264 111V107L258 106L259 102H257V103L254 102L256 99H254V101H252ZM1 102H0V108L3 107V105L5 107H10L11 102H10L9 98L5 97V98H3V100ZM105 102H107V101H105ZM109 102L110 101H108V103ZM229 102H231V101H229ZM260 102L262 103V101H260ZM108 103H105L104 105L101 104V105L105 109L106 107H108ZM240 103H242V102L240 101ZM263 103H264V100H263ZM185 106H187V105L185 104ZM204 106H206V107L204 108ZM241 106H243V105H241ZM24 107L29 108V109H27V111H26V108H24ZM239 110H241V109H239ZM105 112H107L106 109H105ZM28 115H27V117L29 118ZM251 115H249L250 118H251ZM117 116H116V118L119 119L118 118L119 116L118 117ZM256 116H257V114H256ZM246 117L248 118V115H246ZM212 118H214V117H212ZM212 118H211V120H212ZM216 118H218V117H216ZM252 118H253V115H252ZM133 119H136V118H132V120ZM191 119H190V121L192 123H189V124H194L195 121L193 122V120H191ZM9 120H11V119H9ZM260 120H261V118H260ZM263 120H264V117H263ZM218 121H219V119H218ZM8 123H9V121H8ZM181 125H183V124L181 123ZM240 125H241V123H240ZM183 126H185V125H183ZM39 132L43 133V135L46 133L47 138L45 139L43 137V135L39 134ZM37 134H38V137L40 135L43 138L42 139L41 138L35 139V136ZM16 135H18V136H16ZM36 138H37V136H36ZM259 138H261V141L259 140ZM25 139H26V143H25ZM81 141L84 144H79V143H81ZM33 142H30V143H33ZM147 142L150 143V148L153 144H155V145L157 144V148L155 149V151L158 154V155L156 154L157 158H155V159L152 158V160H153V161L151 160L152 166L149 164L147 166L144 165L145 167L143 166V168L146 169L148 172L146 170H145L146 173L145 172L142 173L141 171H136L137 175L135 173L133 174L134 170H133V168H131L133 171L130 169L131 165L128 163V158L131 157L129 155L136 154L137 150L142 149V148H138L139 145L140 146L144 145V143H147ZM232 142H233V145L231 148L230 145L232 144ZM66 143H67V145H66ZM31 145H30V147H31ZM147 145H149V144L147 143ZM50 149H52V148H50ZM69 149H71V148H69ZM8 150H10V149H8ZM64 150H66V149H64ZM116 152H112V153L116 154ZM109 156H112V154ZM171 156H172V159H171ZM168 157H169V159H167ZM243 157L244 156H242V158ZM112 158H114V157L112 156ZM115 158H116V156H115ZM222 158H223V156H222ZM230 158L228 157V159L226 161H228ZM129 159H131V158H129ZM219 159H220V157H219ZM215 161H217V160H215ZM242 162H243V160H242ZM248 163H246V164H248ZM227 164H228V162H227ZM107 166H105L106 169L110 168L109 166L108 167ZM141 166H140V168H141ZM212 167H214V165ZM127 168H129V171ZM143 168H141V169H143ZM164 169H168V167L167 168L165 167ZM162 170H159V171H162ZM96 171H98V172H96ZM102 171L104 172L103 175L101 173L100 174L103 176V178L101 179V182L99 184H100L101 188H103L102 190H104L106 193L105 194L106 198H104L105 201L102 199H101V201H99L100 198L98 196L99 199L98 198L96 199L95 197L89 198L88 199L89 203L92 205L93 209L94 208H110V207H112L111 209L113 211L119 210L120 207H123L122 203L124 200H122V198L120 196L121 194L118 191L119 189L117 190L115 185H114V183H115L114 181H116V180L112 179V175H113L112 172L113 171H111V172L108 171L110 174L107 171H106L107 173H105L104 170H102ZM149 173H151V172H149ZM155 174H157V173H155ZM135 175H136V179H134ZM88 177H90V176H88ZM149 178L147 180H149ZM154 179H155V177H154ZM154 179L152 180L153 183H154ZM158 179H159V180H157V182L159 181L158 183L163 182V181L160 182L161 178H158ZM91 180H92V182L95 181L92 178H91ZM15 181L17 182V180H15ZM97 182H99V180H97ZM79 184H78V186H80ZM94 184H96V183H94ZM141 184H143V186H140ZM157 184H154V187H153L154 190H156ZM96 186H97V184H96ZM158 186H160V184H158ZM98 187H99V185H98ZM145 187L143 188L144 190H146L148 188V187H146V189H145ZM71 188H72V186H71ZM160 188H161V186H160ZM154 190H151V191L153 192ZM161 190H163V189H161ZM222 190H224V189H222ZM151 191H149L148 193L150 194ZM158 192H160V191H158ZM164 192L162 193V195L164 194ZM153 193H155V191ZM224 193H225V191H224ZM85 194H87V193H85ZM158 194H160V196L157 197L156 200H153V203H148V204H150V207H151V205L155 206L153 204H158V202H160V204H162V203L167 204V203H172V202L178 203L177 201H178V197H179V192H177V191H175V195L173 197V199L175 201H173V200L171 201V198H169V197H167L165 199L164 196L161 195V193H158ZM165 194H166V192H165ZM57 195H60V196L63 195V196H62V198L60 197V199H57L58 201H56V199H54L56 202H53L52 198H54V196L57 197ZM87 195L91 196L93 194H87ZM145 196H146V193H145ZM150 196H152V195L150 194ZM155 196H156V194H155ZM206 196H208L207 193L204 197H201V198H204V201H205ZM12 198H15V197H12ZM196 200L197 201H199V200L203 201V199H200V198H197ZM102 201H104L105 203ZM154 201H156V202L158 201V202L156 203ZM100 202L103 204L101 205ZM12 203L14 204L13 207L15 205H17V206L19 205L20 207L22 206L25 209V211L27 210L30 213L12 214L13 213L12 212L13 208H11ZM145 204H147V203L145 202ZM103 205H105V206H103ZM175 207L178 208L177 206H175ZM173 213H175V212H173ZM168 215H172V214L169 213ZM197 215L199 217H202L203 219H205L209 216V214L203 210L197 212ZM175 216H174V214H173V216H168V217L164 216L165 217L164 220H165V222L167 221L169 226H170L171 223L175 224V221H176ZM17 222L19 224H17ZM254 222H255L254 220H250L248 217H244V216L236 217L232 220L231 224L229 223V225L225 227V229H227L225 232L226 235H224V233H223L225 238H221V237L217 236L218 238L214 241V243H215V245L219 246V249H221L223 251L222 255L220 257L221 264H243V262L245 260L244 256H249V255L255 256V255H257V254H255L257 251L262 252L261 249L264 248L263 247L264 242L263 241L257 242V245L252 244L253 242L251 243V238H250L251 234L248 233L249 230L247 229V227H245V226L254 225ZM211 225H210V223H208L206 226H204V228L206 229L207 232H209V230L210 231L212 230L213 227H211ZM175 226H177V225H174L173 228H175ZM183 226L181 227V230H179L177 228L179 230V231L177 230V232L181 233V231L183 230V232L185 231L184 233H189L190 231L184 230ZM215 226H217L219 229H222L221 227H223V225L219 222ZM177 227L180 228V226H177ZM173 228L167 227V228L161 230L160 232L154 233L153 235L142 234L140 232L131 231V230L129 231L126 229L122 230L120 228H119L120 230L117 229V230L113 231V233L115 232L116 234L122 235V236H124V235L130 236V237L138 236V237L143 238V239H150V241H152V242L155 241L154 245H156V243H157V245H158L157 248L159 251L162 250V247L166 242H168V246L171 245L170 243H172L173 246L176 245L179 247H181L182 245H185V244H181V242L182 243L183 242L184 243L185 242H192V244H195L196 246H198V243L200 246L205 245L203 239H199L196 242L191 241V240L190 241H186V240L184 241V239L181 240L180 238L181 237L183 238V236L181 235L180 238H178L179 235L176 234V232H175L176 229H173ZM186 228H187V226H186ZM218 228H217V230H219ZM245 228H246V230H245ZM32 230H34V231H32ZM110 231L109 230H103V231H101L103 234L102 233L101 234L106 235V233H110ZM213 233H212V235L214 236ZM35 238L37 240H35ZM44 238H46V237H44ZM58 238H59V236H58ZM54 239H56V238H54ZM209 240H210V238H209ZM211 241H212V239L210 240V242ZM208 243H209V241H208ZM165 245H166V247H168L167 244H165ZM169 250H170V248H169ZM178 251H179V249H178ZM262 253L264 254V251ZM175 255H177V253ZM175 255H174V253H171L169 255V259L166 258L167 259L166 262L164 260H162V261H164V264H165V263L169 262V260H171L170 259L171 257L174 258ZM263 257H264V255H263ZM200 258H201V256H200ZM200 260H202V259H200ZM204 260H206V259H204ZM202 261H201V264H202ZM199 264H200V262H199Z\"/></svg>",
	"mask_w": 264,
	"mask_h": 264
},
{
	"label": "built area",
	"instance_id": "3",
	"mask_svg": "<svg viewBox=\"0 0 264 264\" xmlns=\"http://www.w3.org/2000/svg\"><path fill=\"white\" fill-rule=\"evenodd\" d=\"M0 264H28V263H25V262H20V261H17L15 259H12V258H4L0 255Z\"/></svg>",
	"mask_w": 264,
	"mask_h": 264
}]
</instances>
